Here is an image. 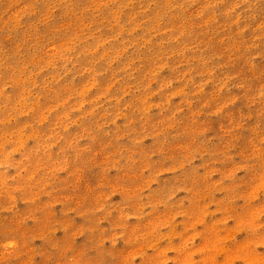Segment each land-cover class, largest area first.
<instances>
[{
    "label": "rangeland",
    "instance_id": "obj_1",
    "mask_svg": "<svg viewBox=\"0 0 264 264\" xmlns=\"http://www.w3.org/2000/svg\"><path fill=\"white\" fill-rule=\"evenodd\" d=\"M0 264H264V0H0Z\"/></svg>",
    "mask_w": 264,
    "mask_h": 264
}]
</instances>
